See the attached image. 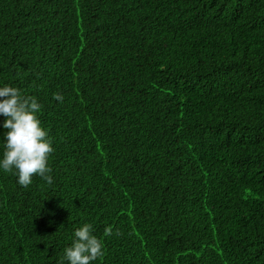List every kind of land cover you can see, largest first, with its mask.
Returning <instances> with one entry per match:
<instances>
[{"label": "trees", "instance_id": "1", "mask_svg": "<svg viewBox=\"0 0 264 264\" xmlns=\"http://www.w3.org/2000/svg\"><path fill=\"white\" fill-rule=\"evenodd\" d=\"M3 85L54 151L51 185L0 172V264L84 223L92 264H264V0H0Z\"/></svg>", "mask_w": 264, "mask_h": 264}, {"label": "clouds", "instance_id": "2", "mask_svg": "<svg viewBox=\"0 0 264 264\" xmlns=\"http://www.w3.org/2000/svg\"><path fill=\"white\" fill-rule=\"evenodd\" d=\"M55 100L62 102L63 96L55 94ZM42 104L33 96H24L10 85L0 86V172L11 173L16 183L26 188L38 176L49 185L53 183L50 175L49 156L54 148L48 131L42 126L39 113ZM112 235L107 227L104 236ZM101 239L93 234V226L84 223L73 232L70 246L64 248L60 264H92L104 255Z\"/></svg>", "mask_w": 264, "mask_h": 264}]
</instances>
